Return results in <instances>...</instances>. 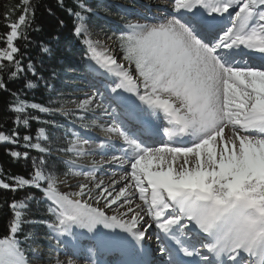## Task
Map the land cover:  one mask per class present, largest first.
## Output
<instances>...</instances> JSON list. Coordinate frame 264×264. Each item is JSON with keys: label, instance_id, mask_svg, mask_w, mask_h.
I'll return each instance as SVG.
<instances>
[{"label": "snow or ice", "instance_id": "6c2138e0", "mask_svg": "<svg viewBox=\"0 0 264 264\" xmlns=\"http://www.w3.org/2000/svg\"><path fill=\"white\" fill-rule=\"evenodd\" d=\"M57 2L63 7L64 0ZM169 4L171 11L158 9L162 15L151 23H141L147 17L121 6L124 17L139 18L125 19L124 30L108 36L122 54L119 60L85 27L86 14L92 12L87 0H79V10L67 9L78 21L74 34L86 46L89 72L100 84L93 85L92 95L72 103L83 113L110 109L118 119L105 126L95 119L85 123L81 116V128L100 127L107 139L77 138L56 149L74 157L60 161L65 174L88 181L70 192L59 190L57 164L48 163L53 149L23 136L25 148L45 158L33 159L30 178L5 179L0 169V190L34 188L43 196L38 202L26 193L7 204L11 217L8 234L0 238V264L43 262L33 247L41 237L33 227L37 224L47 228L42 238L48 241V264L53 252L55 264H77L84 251L94 255L100 250L119 254L117 264H157L144 246L153 227L165 257L159 264H264V0ZM19 11L15 20L5 14L9 31L0 34L2 91L18 79L23 89L37 87L22 77L38 73L31 58L24 63L16 43L23 40L27 46L30 32L40 31L33 26L32 0H22ZM51 51L39 45L41 61ZM11 95L8 107L17 126L38 119L33 111L63 112V107L28 103L19 91ZM113 136L121 143H112ZM50 139L41 127L37 140ZM0 143L18 144L19 132H0ZM95 153L108 158L93 161L89 170L75 167L81 157ZM8 154L29 159L27 151ZM104 164L118 166L119 179L97 180L96 171ZM33 203L45 204L50 219L29 216ZM61 252L66 261L58 258ZM86 264L96 261L89 257Z\"/></svg>", "mask_w": 264, "mask_h": 264}, {"label": "rangeland", "instance_id": "374dc122", "mask_svg": "<svg viewBox=\"0 0 264 264\" xmlns=\"http://www.w3.org/2000/svg\"><path fill=\"white\" fill-rule=\"evenodd\" d=\"M73 1L77 4L79 2V0ZM154 1H158L159 4H155L160 7L169 6V0ZM87 3L92 7V12L86 14L88 19L85 22V27L88 29V32L91 34V38L93 40L99 41L101 45H107L111 47L112 53L117 57L118 60L120 59L122 54L118 51L117 44L114 41L108 40V36H111L113 32H116L119 35L120 32L124 30L123 23L125 19L132 17L133 20H136L139 18L136 15H129L128 17H124L121 12V6L123 8L135 9L137 13H141L145 17H147V19H141V23H151V21L148 20V17L155 16V13H161L160 11H158V9H163L153 7L152 9H150L153 14H148L147 10L150 7L146 8L145 6H147V3L145 1L142 2V0H87ZM56 4H58L57 0H50V2L45 6V14L42 16L44 17V19H42L41 21L46 25H51L52 19L54 20V22H57L58 27L56 28V30H54V33H58V35H55L51 40H47L45 43H36L35 41L30 42V45L32 47L28 49L27 53L24 54L23 57L25 64L27 63L29 58H31L35 62L38 76L33 77L31 73L25 72L22 73V77H25L32 80L34 83H37V87L31 90L23 89L22 80L18 79L15 83V90L20 92L21 98L28 100L35 98L36 92L44 93L45 95H47L45 98L47 106L63 107V112H57L55 114L38 113L37 115H35L33 111V115L35 117H38V119L30 120L28 126L16 125L20 129L19 143H0V150L8 156L9 150H15L21 153L27 151L29 155L28 160H24L23 158L14 160L20 162L18 163L20 165L21 173H23V175L21 174L22 177L30 178L31 173L33 172V159L37 161H39L40 159H44L45 154H42L35 149L25 148L23 136L29 135L32 138V143L39 142L42 146H47L53 149L51 154L47 155L48 163L51 165L53 161L56 162L57 160L56 164L59 170L56 171L55 174L57 175L58 181L60 182L59 185L61 184V182H64L65 184L63 187H68L71 184L80 182L81 179L78 176L70 178L74 176L70 173L65 174L66 165L61 164L60 161L74 159V157L71 154L65 155L62 152H57L56 149L58 147L67 146L70 141L77 139V137L79 138L81 135L80 133L92 135L90 131L86 132V130L81 128V116L85 117V120L83 121L85 123L93 119L97 120L98 123H103V121L108 117L112 118L113 114L111 113V111L102 113L100 109H97L94 112L83 113L80 110L76 109L75 104L72 103V101H78L80 99L81 95L83 94L82 91L85 90L84 88H87L86 85L90 86L89 89L92 90V88L95 89L93 85H96L98 87L100 86V84L99 81L94 77V75L89 72L86 46L83 44L82 39L77 38L74 34V28L78 23L76 17L70 15L69 13H66V17L72 23V29L70 26V29L67 30L68 38L63 36L64 33H62V30H64L65 27L63 23L61 24V19L56 13ZM168 11H171V7L168 9ZM63 39H68L69 42L65 44ZM39 45H47L52 50L51 55L44 57L42 61L40 55H38ZM11 102H9V104ZM6 106L7 112L11 115L14 124V114L9 111V105L7 104ZM45 121H54L56 125H59V127L53 128L51 125L46 124ZM41 127L45 128L46 135L51 136L52 139L39 141L37 140V135ZM73 132L77 133L79 136L73 135ZM85 147L87 148L88 146ZM85 162L89 164L87 161ZM81 166L84 168V170L87 168V166L81 163L79 159L75 167L79 168ZM45 171H47V169H45ZM110 173H112V171ZM26 193L32 195L38 202L41 201V198L43 196V193L37 189L25 188L22 191L12 193V198H10L9 201L11 202L14 198L22 199ZM45 208L46 205L43 203H40L39 206L33 203L31 205V211L28 214L33 218L41 217L44 214L48 219H50V217H48L44 213ZM8 211L11 214L9 207ZM25 227L27 228V226ZM33 227H35L38 233H42L44 235L47 234V228L45 225H42L41 228H36L35 225H33ZM20 238L23 237L21 236ZM38 240H41L43 242L44 247H41V245L43 244H41L40 246L33 245V247L37 253L44 257V260L43 262L34 260L33 264H48L45 262V259L49 258L48 241L45 239H40V237L38 238ZM52 243L55 244L56 241L53 240ZM63 255V252H61L58 258H63ZM51 256L52 264H55V258H57V254L53 252L51 253Z\"/></svg>", "mask_w": 264, "mask_h": 264}, {"label": "trees", "instance_id": "16d2710c", "mask_svg": "<svg viewBox=\"0 0 264 264\" xmlns=\"http://www.w3.org/2000/svg\"><path fill=\"white\" fill-rule=\"evenodd\" d=\"M50 2V0H32V6L35 9V19H34V27L39 28L40 31H32L30 32V42L35 41L36 43H45L47 40H51L55 35H58V33H54V30L58 27V23L54 22L52 19L51 25H46L41 20L44 19L42 17L45 13V6ZM22 6V0H0V34H4L8 32V28L5 26L6 23H9L11 21L5 20V14L10 13L11 14V20H15L19 14V9ZM74 9L79 10L77 7V3H75L73 0H64V5L61 7L60 5L56 4L55 9L57 10L56 13L59 15L61 21L64 24V27L67 28L62 30L64 33L63 36L68 38L67 30L72 29V23L68 20L66 17V13H69L67 9ZM15 9L16 11H13ZM70 22V24H69ZM43 23V24H42ZM63 29V28H62ZM54 33V34H53ZM60 36V35H59ZM64 43L67 44L69 42L68 39H63ZM17 45L20 47L21 52L26 54L28 49L32 47L30 43L26 46L25 42L23 40L16 41ZM3 43H0V47H3ZM6 63V62H5ZM45 72V71H43ZM5 79H7V75L5 74ZM16 81H8V91H2L0 90V132H3L4 134H11L12 130L15 129L20 134V129L16 125L13 124V119L11 118V115L7 112V104L9 105V102L13 100V97L11 95L12 92H15L16 87L15 83ZM36 97L33 99H24L28 103H36L40 104L46 107V96L44 93L36 92ZM21 98V97H20ZM23 99V98H22ZM39 112H35L34 114L37 115ZM19 161L12 159L10 156L5 155L0 150V169H3L4 171V178L7 179V177L10 176H22L23 173H21L20 165L18 163ZM57 162V160H56ZM22 174V175H21ZM12 198V193L9 191H0V238H4L6 234H8V224L10 221L11 214L8 211L7 204L10 203L9 199ZM29 215V214H28ZM36 219H48L44 214L41 217H35ZM36 228H41L42 224L35 225ZM41 237L40 239H43L42 237L44 234L40 233ZM23 239V238H21ZM43 244V242L40 240L37 246H40ZM41 247H44V244L41 245Z\"/></svg>", "mask_w": 264, "mask_h": 264}, {"label": "bare ground", "instance_id": "6f19581e", "mask_svg": "<svg viewBox=\"0 0 264 264\" xmlns=\"http://www.w3.org/2000/svg\"><path fill=\"white\" fill-rule=\"evenodd\" d=\"M138 1H140V0H138ZM143 1H145L146 3H147V6L148 7H150V9H152L153 7H157V8H167V9H169L170 8V4H169V6H162V7H160V6H158V5H156V4H159L158 3V1L157 2H155L154 0H142V2ZM153 2V3H152ZM156 3V4H155ZM163 3V2H162ZM148 11V14H151L152 12L150 11V10H147ZM150 11V12H149ZM153 14V13H152ZM155 16H152V17H160L161 15H162V13H155L154 14ZM152 17H148V20H150L151 22H154L153 20H152ZM128 19H133L132 17H129ZM135 20V19H134ZM87 74H88V70H87ZM87 84H89V83H87ZM86 87L87 88H84L83 90L84 91H82L83 92V94L81 95V97H80V99H83V98H85V96L86 95H92L93 94V92L95 91V89H93L92 88V90L91 89H89L90 88V86H87L86 85ZM79 99V100H80ZM94 107V106H93ZM68 110V109H67ZM67 110H64V111H67ZM111 110L109 109V112H110ZM116 119H118V117L117 118H115L114 119V117L112 116V118L111 117H108L106 120H104L103 121V124L105 125V126H108V125H111V124H114V123H116ZM162 122V121H161ZM94 128H97V129H101L100 127H94ZM226 133H227V130H226ZM81 135H80V137H79V139H84V138H90L92 141H94V143H97V142H95L96 140H94V138L93 137H95V136H93V135H87V134H84V133H80ZM79 136V135H78ZM99 137H102V136H99ZM78 138V137H77ZM115 138H116V140L118 139V140H120L119 139V137H116L115 136ZM94 143H93V147H94ZM108 157H105V156H98V154L97 153H95V154H92V155H88V156H84V157H81L80 158V162L81 163H83V164H85L86 166H87V168L86 169H90L91 168V165H92V162L93 161H100V160H103V159H107ZM88 159V160H87ZM85 161H87L89 164H87ZM85 169V170H86ZM112 171V173L113 172H116L117 173V175L115 176V177H112L111 176V174L112 173H110ZM120 171H121V169L118 167V166H116V165H109V164H104L101 168H98L97 169V171H96V179L97 180H100V179H103L104 181H105V184H108V183H110V178H115V179H119V173H120ZM80 177V179H81V181L80 182H76V183H74V184H71L70 186H68V187H63L64 186V182H61V184L59 185L58 184V186H59V188L61 189H59L60 191H62V192H70L71 190L73 191V190H76V185H78L79 183H87L88 181H86L85 179H84V177L82 176V175H74L73 177H70V178H74V177ZM79 179V180H80ZM70 181H71V179H70ZM78 181V180H77ZM102 206V205H101ZM115 207V206H114ZM109 214H112L111 212H109ZM85 245H88L90 242L89 241H84L83 242ZM151 250H153V249H151ZM86 254H89V255H91V256H100V257H102V260H101V262L103 263V264H117V262L120 260V259H122V257L119 255V254H117V253H112V252H108V251H104V250H100V251H98V252H96L94 255L93 254H90V253H88L87 251H84L83 253H82V255L81 256H79V257H77V264H83L82 262H81V258H83L84 256H87ZM158 254V253H157ZM64 257L63 258H60V260H64V261H66L67 260V256H65V255H63ZM161 261H163V260H161V259H157L156 258V260H155V262H157V264H159V262H161ZM45 262L46 263H48V258L47 259H45Z\"/></svg>", "mask_w": 264, "mask_h": 264}]
</instances>
